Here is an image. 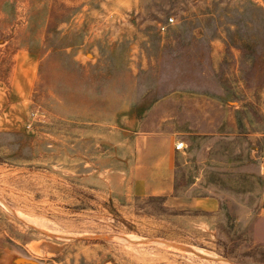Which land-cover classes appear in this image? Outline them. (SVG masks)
Wrapping results in <instances>:
<instances>
[{
	"label": "rangeland",
	"instance_id": "374dc122",
	"mask_svg": "<svg viewBox=\"0 0 264 264\" xmlns=\"http://www.w3.org/2000/svg\"><path fill=\"white\" fill-rule=\"evenodd\" d=\"M135 179L150 193L128 195ZM13 254L264 264V0H0Z\"/></svg>",
	"mask_w": 264,
	"mask_h": 264
},
{
	"label": "crops",
	"instance_id": "0c3cea01",
	"mask_svg": "<svg viewBox=\"0 0 264 264\" xmlns=\"http://www.w3.org/2000/svg\"><path fill=\"white\" fill-rule=\"evenodd\" d=\"M176 144H173V146L171 148L172 151L173 150L176 151V149H175ZM179 151H181V150H179ZM159 191H160L159 195L163 194L165 196H169V195H171V193L173 191V187H172V185H171V187L169 185H167L164 187V189L160 188ZM149 193L150 192L148 190L146 180L145 179H135L131 182V185L128 188L127 194L131 195V196H143V195H147ZM214 203H215V201L213 199H210V198H201V199L195 200V204L198 207H202V208H214L216 205Z\"/></svg>",
	"mask_w": 264,
	"mask_h": 264
},
{
	"label": "water",
	"instance_id": "95a60500",
	"mask_svg": "<svg viewBox=\"0 0 264 264\" xmlns=\"http://www.w3.org/2000/svg\"><path fill=\"white\" fill-rule=\"evenodd\" d=\"M7 264H46L31 257H25L20 254H13L7 261Z\"/></svg>",
	"mask_w": 264,
	"mask_h": 264
},
{
	"label": "built area",
	"instance_id": "2783aa9c",
	"mask_svg": "<svg viewBox=\"0 0 264 264\" xmlns=\"http://www.w3.org/2000/svg\"><path fill=\"white\" fill-rule=\"evenodd\" d=\"M171 23L173 22V19L171 18L170 20H169ZM161 30L163 31L164 30V26H162L161 27ZM184 148V145H183V143L182 142H179V143H177L176 145H175V149L176 150H182Z\"/></svg>",
	"mask_w": 264,
	"mask_h": 264
},
{
	"label": "bare ground",
	"instance_id": "6f19581e",
	"mask_svg": "<svg viewBox=\"0 0 264 264\" xmlns=\"http://www.w3.org/2000/svg\"><path fill=\"white\" fill-rule=\"evenodd\" d=\"M25 69V68H24ZM31 76V75H30Z\"/></svg>",
	"mask_w": 264,
	"mask_h": 264
}]
</instances>
